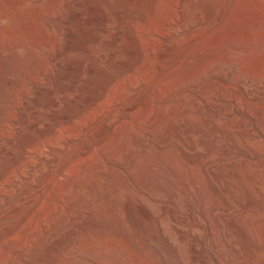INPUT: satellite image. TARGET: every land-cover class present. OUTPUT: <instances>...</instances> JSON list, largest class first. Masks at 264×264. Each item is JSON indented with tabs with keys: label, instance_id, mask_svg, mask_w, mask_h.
<instances>
[{
	"label": "rangeland",
	"instance_id": "374dc122",
	"mask_svg": "<svg viewBox=\"0 0 264 264\" xmlns=\"http://www.w3.org/2000/svg\"><path fill=\"white\" fill-rule=\"evenodd\" d=\"M176 1L0 0V264H264V10Z\"/></svg>",
	"mask_w": 264,
	"mask_h": 264
},
{
	"label": "bare ground",
	"instance_id": "6f19581e",
	"mask_svg": "<svg viewBox=\"0 0 264 264\" xmlns=\"http://www.w3.org/2000/svg\"><path fill=\"white\" fill-rule=\"evenodd\" d=\"M173 2H174V0H172ZM176 1V0H175ZM179 1H181V2H184L185 0H179ZM252 1H254V4L256 5V7H257V9L259 10V11H262V10H264L263 9V5H264V1H261V0H252ZM26 2V1H25ZM23 3V1L21 2V4ZM41 3V2H40ZM172 3V2H171ZM170 3V4H171ZM175 4L177 3V1L176 2H174ZM183 4V3H182ZM157 5V4H156ZM22 6V5H21ZM28 6H29V4H28ZM172 6V5H171ZM253 7V6H252ZM171 8V7H170ZM175 8V7H174ZM187 8V7H186ZM256 9V10H257ZM19 10V9H18ZM171 10H174V9H172L171 8ZM263 12V11H262ZM261 12V13H262ZM169 13V12H168ZM173 13H174V11H173ZM183 13V15H184V12H182ZM8 14V13H7ZM12 15H13V13H11ZM170 14V13H169ZM262 14H264V12L262 13ZM261 14V15H262ZM11 15H4V14H1L0 15V18L1 17H3V19H6V20H8V21H13L12 19H11V17H10ZM19 15H17V17H18ZM178 16V15H177ZM168 17V16H167ZM170 17V16H169ZM184 17H186V16H183L182 17V22H181V24H182V27H184V29L185 28H188L187 26H185V18ZM188 17V16H187ZM187 17H186V19H187ZM20 18V17H19ZM167 19V18H166ZM170 19H171V17H170ZM170 19H168L167 21H170ZM5 20V21H6ZM17 20V19H16ZM1 21V20H0ZM7 21V22H8ZM179 21V20H178ZM195 21V20H194ZM16 22V21H15ZM13 23V22H12ZM185 23V24H184ZM9 24H11L10 22H9ZM192 24V23H191ZM13 25H14V23H13ZM15 25H17V23L15 24ZM170 25V24H169ZM187 25V24H186ZM181 27V26H180ZM183 31V30H182ZM157 32L159 33V31L157 30ZM174 33H177V32H174ZM178 34V33H177ZM175 35L176 34H174V36L172 35V38H174L175 37ZM171 38V37H170ZM200 77V76H199ZM245 87V86H244ZM249 87V86H248ZM183 90V89H182ZM246 91H247V89H246ZM243 155V154H242ZM247 155V154H246ZM245 155V156H246ZM133 218V217H132ZM46 224V223H45ZM34 231V230H33ZM231 246V245H230ZM232 247V246H231ZM234 248V247H233ZM236 250H237V248H236ZM264 254V253H263ZM194 258V257H193ZM192 258V259H193ZM5 262V261H4ZM176 263V262H175ZM193 263V262H192ZM198 263V262H197ZM194 264V263H193ZM255 264V263H254Z\"/></svg>",
	"mask_w": 264,
	"mask_h": 264
}]
</instances>
